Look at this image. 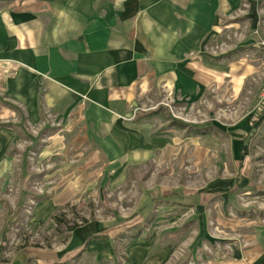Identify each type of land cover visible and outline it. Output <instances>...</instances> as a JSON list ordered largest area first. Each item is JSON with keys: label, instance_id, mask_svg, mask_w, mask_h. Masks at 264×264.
I'll use <instances>...</instances> for the list:
<instances>
[{"label": "rangeland", "instance_id": "1", "mask_svg": "<svg viewBox=\"0 0 264 264\" xmlns=\"http://www.w3.org/2000/svg\"><path fill=\"white\" fill-rule=\"evenodd\" d=\"M219 28L200 71L108 88L104 114L30 117L1 63L0 264H264V0Z\"/></svg>", "mask_w": 264, "mask_h": 264}, {"label": "crops", "instance_id": "2", "mask_svg": "<svg viewBox=\"0 0 264 264\" xmlns=\"http://www.w3.org/2000/svg\"><path fill=\"white\" fill-rule=\"evenodd\" d=\"M235 8L236 0H5L0 67L18 65L6 96L34 118L69 96L102 93L94 105L103 113L108 88L115 99L138 77L200 71L203 44Z\"/></svg>", "mask_w": 264, "mask_h": 264}, {"label": "trees", "instance_id": "3", "mask_svg": "<svg viewBox=\"0 0 264 264\" xmlns=\"http://www.w3.org/2000/svg\"><path fill=\"white\" fill-rule=\"evenodd\" d=\"M205 134V133H204ZM52 220L54 221L55 225H58L62 219H60L59 217H57L56 215L52 217ZM64 222V221H63ZM77 225H73V227H76Z\"/></svg>", "mask_w": 264, "mask_h": 264}, {"label": "built area", "instance_id": "4", "mask_svg": "<svg viewBox=\"0 0 264 264\" xmlns=\"http://www.w3.org/2000/svg\"><path fill=\"white\" fill-rule=\"evenodd\" d=\"M259 45L261 46V48L264 50V39H262V40H260L259 41ZM7 70H5V72H8L9 70V68H6Z\"/></svg>", "mask_w": 264, "mask_h": 264}]
</instances>
